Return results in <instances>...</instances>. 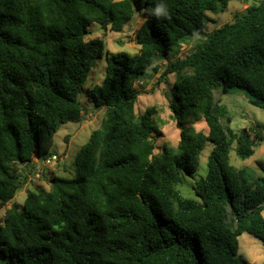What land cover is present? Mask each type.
Listing matches in <instances>:
<instances>
[{
    "label": "trees",
    "instance_id": "obj_1",
    "mask_svg": "<svg viewBox=\"0 0 264 264\" xmlns=\"http://www.w3.org/2000/svg\"><path fill=\"white\" fill-rule=\"evenodd\" d=\"M230 1L0 0V208L26 180L19 167L50 155L58 127L80 120L78 96L104 51L102 40H85L88 26L119 33L135 11L145 15L138 52L107 55L104 78L88 95L104 116L76 156L74 177L54 176L49 190L27 191L21 209H5L0 264H249L237 255L238 237L264 247V177L228 161L233 143L241 160L254 154L253 130L234 133L214 96L235 87L264 110V0L160 75L157 83L175 76L176 148L164 144L154 155L156 111L134 114L135 81L156 73L157 61L203 33L206 12L223 13ZM192 111L207 134L184 126ZM206 141L213 149L194 201L176 184L180 172L196 171Z\"/></svg>",
    "mask_w": 264,
    "mask_h": 264
},
{
    "label": "rangeland",
    "instance_id": "obj_2",
    "mask_svg": "<svg viewBox=\"0 0 264 264\" xmlns=\"http://www.w3.org/2000/svg\"><path fill=\"white\" fill-rule=\"evenodd\" d=\"M118 1V0H115ZM260 0H231L227 10L223 13L213 14L206 12L208 21L204 25L203 33L193 35L176 45L170 52L166 60L157 61V72L149 70L146 75L137 79L134 83L138 97L134 107L135 116L143 113L146 109L153 108L156 114L153 122L158 127L161 135H152L154 150L153 154L159 156L164 144L176 148L179 140V131L170 107L173 97L171 89L175 80L174 75H168L167 81L157 83L165 68L175 60H181L190 54L204 38L215 29L233 23L245 11L257 5ZM145 19L141 11H135L130 22L124 26L121 32L115 33L109 30H102L97 23L88 26L89 34L85 40L100 39L104 44L102 57L95 60L90 70L83 89L78 96L82 112L79 122L69 121L61 124L53 135L49 153L57 156V161L45 172L40 182L29 186L26 180L15 193L14 198L6 207L0 208V221L6 208L15 205L21 209L26 193L30 190H49L50 181L54 176L71 179L75 175V159L80 150L86 145L90 134L100 126L104 116L103 108H95L93 101L89 100V93L95 86L101 84L106 67V57L117 52H126L134 55L138 52L139 46L135 42V34ZM215 101L224 104L231 117L230 128L234 133L244 129L253 131L250 134L254 143V154L248 159L241 160L235 153L236 144L230 146L228 153L229 164L240 169L250 168L258 176L264 177V132L258 126L264 127V110L251 105L243 90L235 87L227 89L226 93L220 90L214 93ZM184 126H191L195 131L207 134V125L199 113L190 112L185 117ZM213 149V144L206 141L203 149L199 153L197 169L192 174L179 173V180L176 188L184 198L198 201L194 194L195 183L206 176L207 159ZM36 155L33 156V167L41 164L35 162ZM37 160H40L37 158ZM29 166L21 165L19 170L28 175ZM26 174V175H25ZM264 218V211L262 212ZM263 244L249 234H242L238 237L237 255L244 258L249 264H262L264 261Z\"/></svg>",
    "mask_w": 264,
    "mask_h": 264
},
{
    "label": "built area",
    "instance_id": "obj_3",
    "mask_svg": "<svg viewBox=\"0 0 264 264\" xmlns=\"http://www.w3.org/2000/svg\"><path fill=\"white\" fill-rule=\"evenodd\" d=\"M35 162H39L41 165L39 167H33L34 166V162L31 161V163L23 165V166H29L31 165V168L29 169V171L27 172L28 175L25 176V178L27 177V184L29 186H32L38 182H40V180L43 178L44 176V172L57 161V156L55 154H50L47 155L45 158L37 160L38 157H35Z\"/></svg>",
    "mask_w": 264,
    "mask_h": 264
},
{
    "label": "clouds",
    "instance_id": "obj_4",
    "mask_svg": "<svg viewBox=\"0 0 264 264\" xmlns=\"http://www.w3.org/2000/svg\"><path fill=\"white\" fill-rule=\"evenodd\" d=\"M161 11H162V9H161L160 7H158V8L156 9L157 14H160Z\"/></svg>",
    "mask_w": 264,
    "mask_h": 264
},
{
    "label": "water",
    "instance_id": "obj_5",
    "mask_svg": "<svg viewBox=\"0 0 264 264\" xmlns=\"http://www.w3.org/2000/svg\"><path fill=\"white\" fill-rule=\"evenodd\" d=\"M12 208H13V212H16V206L12 205Z\"/></svg>",
    "mask_w": 264,
    "mask_h": 264
}]
</instances>
